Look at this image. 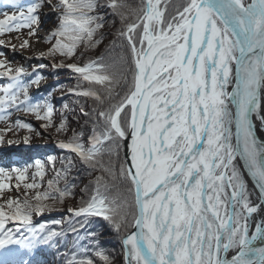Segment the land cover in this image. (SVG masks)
<instances>
[{
    "label": "snow or ice",
    "instance_id": "snow-or-ice-1",
    "mask_svg": "<svg viewBox=\"0 0 264 264\" xmlns=\"http://www.w3.org/2000/svg\"><path fill=\"white\" fill-rule=\"evenodd\" d=\"M45 4L59 16L47 55L73 60L102 43L98 0H32L26 9L13 0L11 14L0 12V34L29 28V35H35L32 25ZM106 6L122 24L117 35L127 51V72L119 70L124 57L53 65L78 74L80 83L72 92L94 104L91 113H84L92 123L88 146L81 131L59 147L102 173L89 200L68 211L102 218L121 234L124 264H264V144L257 142L252 120L255 114L264 127V0H182L171 12L168 0H141L132 11L134 19L124 12L125 0H106ZM26 46L28 40L21 45ZM26 72L16 67L0 73L11 81L0 90V120L6 119L7 109L23 108L47 121L44 127L65 133L67 120L55 125L51 104L28 103L29 85L17 79ZM42 79L37 76L32 83L38 86ZM15 123L31 130L29 123ZM122 147L127 152L121 160ZM114 155L118 164L112 162ZM237 156L259 190L257 201L234 163ZM35 167L32 182L23 184L35 203L26 195L23 201L9 198L0 205V264H34L26 257L36 245L60 235L45 224L34 226L33 215L73 195L67 182L70 168L57 171L46 181L47 190L40 191L44 164L36 161ZM12 172L17 181L28 179L27 168ZM106 176L123 181L131 200L110 196ZM5 178L12 176L0 168V197L12 187ZM9 222L19 223L13 230L6 227ZM20 228L30 238L17 236ZM86 252L79 258L73 253L69 264H95ZM95 254L112 264L102 250Z\"/></svg>",
    "mask_w": 264,
    "mask_h": 264
},
{
    "label": "trees",
    "instance_id": "trees-1",
    "mask_svg": "<svg viewBox=\"0 0 264 264\" xmlns=\"http://www.w3.org/2000/svg\"><path fill=\"white\" fill-rule=\"evenodd\" d=\"M125 2L128 5L135 6V9L139 8L141 5V0H125ZM168 2H169L168 11L171 12L177 5L182 3V0H168ZM53 3H56V0H53ZM45 6H47V4H45ZM57 16H58V13H57ZM57 16H56L57 18L56 28L58 27V24H59V16L58 17ZM98 16H102V15L98 14ZM128 16L131 19H134V16H132V14ZM104 28H106L105 24H104V27L102 28V32L100 30V32L98 33V37H102L104 33H106L107 35L106 38H110L111 34L114 35L113 31L106 32ZM115 43H118L117 45L118 47H120L121 55H119L118 57L125 58V60L118 62L120 66L119 70L127 72V63L125 62L127 60V51L123 47V41L119 37H117V40ZM48 50L49 49L46 50L44 56L37 55L38 57L28 58L27 60H29V62H27V60L21 61L22 63L18 62L17 65H15L14 63H8L2 69H3V72L5 71L6 68L15 69L16 67H23L27 70L26 73L20 74L17 77V79L22 84L29 85L28 103L51 104L52 109H53L52 121L57 122V126L60 124L62 119L66 118L67 131L65 133H58L56 131V128L54 129V127H52L51 129L52 131L53 130L54 131L51 132V137L52 139L59 140V141L67 140V139L72 138L73 133H74V132L72 133L69 132V130L72 131V128L76 129L81 122L83 124L85 122L84 114L82 112L78 114H76L75 112L73 113L74 114V123H73L74 126L71 125L72 123L69 124L68 118L66 115L67 113H70L71 109H73L72 102L68 101V99L69 98L73 99V98L78 97L72 92V90L77 88L76 85L79 84L80 81L78 80V74L73 73L70 69L68 68L58 69V68H54L53 65L59 64L61 63V61H63L64 63L76 62L78 64H83L87 62L88 57L92 56L94 52L92 53V51L89 50L83 56H81L78 52L77 57L73 58V60H68L58 55L56 57L49 56L47 55ZM116 50H117V47L115 44V46L112 47V51L116 52ZM103 57L105 58V56ZM116 58H117V55H112L110 57H106V61L111 62ZM30 63L32 65H29ZM41 64H43L44 67L42 68L39 67V65ZM42 70H45V71L53 70V76H57V75L58 77L62 76V78H65L66 80H68V82L65 80H63L61 83L57 82L58 83L56 86L57 88H54V83H51L47 87L41 88L39 91L32 93V88L35 85L32 83V81L35 80L37 76L43 77L42 80L45 79V76H43L44 73H42ZM128 78L131 79L130 74ZM9 83H11L10 80L4 81V87H6L7 84ZM56 91H57V96L55 97L54 94H56L55 93ZM80 100L84 101L86 100V98L78 97L77 98L78 105L83 104ZM56 101H57V106H56ZM61 101L62 103L58 105V102H61ZM93 107H94V104L92 101L91 103H89V110L87 113H91ZM12 108L16 110L15 107H12ZM18 111L21 113H26V111H24L23 108H21ZM41 114H43V110ZM87 119H88L87 121L90 123L91 121L89 120V116H87ZM16 120H18V118L11 119V121L7 124V126H10L11 124L16 125L15 123ZM69 121H70V117H69ZM46 123L47 121H45V124ZM88 127L90 128V130H88V132L86 131L87 133H85L84 136L81 138L82 142L85 143L86 147L88 146V138L86 136H89L90 134H92V123ZM27 131H30V130L24 129L25 133ZM42 133L44 132H38V134L40 135H43ZM68 133H71V135ZM2 135L3 133L0 134V136ZM0 143H4V140L0 141ZM33 154L34 153H31V157H36L34 160H31V157L29 155L25 159L21 158L22 160H19L18 162H16L14 166H12L11 168L6 169L11 174L12 179L9 181L5 178L4 182L10 184L12 187L10 189H7L6 193L2 197H0V205L5 204V201L9 198L19 199L20 201H23L26 195L29 197V199L31 198L32 191L25 190L23 187V184L32 182L31 177L37 171V168L35 167L36 161H40L42 164H44L45 176H44L43 186L39 189L40 191L47 190L46 181L48 179L55 178L57 171H62L64 168H70V172L68 173V177H67V182L71 187L73 195L71 197L66 198L63 203H56L55 206L51 210L46 209L41 215H35V214L33 215V225L34 226L38 227L40 224H45L49 228H52L55 231L59 232L60 235L54 238L53 242H51L50 244H47V245L37 244L35 249H33L32 251V255L26 258L33 260L34 264H69V261L72 260L73 253H76L77 257L79 258V256L82 254V250L87 249V252L83 254H86L87 256L91 257L95 261V264H103V261L98 256H96L95 254L96 251L102 250L105 254L108 255V249H106L107 245L111 244L110 247H115L117 245H120L122 242L121 234L114 233V236L109 242H104L100 240V238L102 237V234L110 235L107 233V231L111 233L113 232V229L107 224V222L103 221L102 218H99V217L85 218L84 216H76L74 215V213L68 211L69 209H76V208L83 206V204H85L89 200L92 194V188L94 186L95 180L98 176H101L102 173L99 170L94 171L93 169L87 167L79 160V158L74 153H71L70 151L66 149H61L59 146H55L53 150H52V147L46 148L44 151L42 150V152L41 151L40 153L38 152L37 153L39 154L38 156L37 154H34V155ZM123 158H124V155H123V147H122L120 150V159L122 160ZM104 159H105V163H107L108 157L105 156ZM69 161H71V163H69ZM112 162L113 164L119 163V160H117L115 155L112 157ZM14 168H21V169L27 168V172L25 173V175L28 177V179L23 182L17 181L15 179L16 173L12 172V169ZM90 171H93L92 175H90ZM89 175L91 176L90 178L92 179L86 181V177H88ZM105 179L111 189L110 192L108 193L110 196H112V193L114 194L116 193L117 188L123 187L122 189H124V192L119 197H123L125 199L131 200V196L126 191L127 186L123 181L119 179L111 180L107 176L105 177ZM11 181L14 182V184H12ZM37 181L39 182L38 177H37ZM84 181H86V183ZM110 181H112L113 183ZM17 183H20L21 185L20 188L18 189L15 188V185ZM64 183L65 181L61 180L60 186L63 187ZM116 195L118 196L117 193L115 194V196ZM30 202L35 203V201H32L31 199H30ZM47 203H51V202L49 201ZM56 220L61 221V223L54 224L53 221H56ZM18 223L19 222H9L6 225V227L12 228L13 230H15ZM73 229H76V230L74 231ZM89 233H95V236L92 237L89 235ZM17 236L30 238V233H28L24 228H20V231L17 233ZM120 249L121 248L119 246V250Z\"/></svg>",
    "mask_w": 264,
    "mask_h": 264
},
{
    "label": "rangeland",
    "instance_id": "rangeland-1",
    "mask_svg": "<svg viewBox=\"0 0 264 264\" xmlns=\"http://www.w3.org/2000/svg\"><path fill=\"white\" fill-rule=\"evenodd\" d=\"M22 1L23 0H14V2H16L18 5L25 8L24 7L25 3ZM12 2H13V0H0V12L8 11L9 14H11V11H13V9L10 7V4ZM98 4L100 6L97 7L95 14L96 15H98V14L102 15L101 17H103V22L106 26V28H104V30H106V32L113 31L114 35L111 34L110 38H106L107 35H106V33H104V35L102 36V43L99 44L95 49L91 50L92 53L93 52L94 53L92 56L88 57V60L97 59L100 56H105L104 60H105V62H107L106 57H110L112 55H117V57H118L119 55H121L120 54V47H118V45H117L118 43H115V42H116L117 37H118L117 32L122 27V24L120 22V18L118 16L114 15L113 12L110 10V8L106 6V0H98ZM134 9H135V6L128 5V8L124 9V12L126 15H131L132 14L131 11H133ZM39 11H40L39 12V21L36 24L32 25V28L35 29V35H32V36L29 35V32L31 30L29 28H21L19 31L13 30L11 32H5V33L0 34V40L4 41L3 44H0V60H3L5 62V64L14 63L15 65H17L18 62L22 63L21 61H26L28 58L38 57L37 55L42 56L41 54L42 53L45 54L46 50L49 49L52 46V44L55 43V39L52 38L51 33L56 28V24H57L56 23V21H57L56 16H57L58 10H54L53 8H51L47 5V6H43V8H41V9H39ZM2 18L3 17L0 16V19H2ZM101 32H102V29H101ZM25 40H28V46L21 47V45L23 44V42ZM119 42H121V41H119ZM115 44H116L117 50H116V52H113L112 47L115 46ZM80 51H83V49ZM88 60H87V62H88ZM27 62H29V60H27ZM83 62H84V60H83ZM29 65H32V64L30 63ZM42 73H44V75L43 74L42 75L45 76V79L41 80L38 86L36 84L33 86L32 93L39 91L41 88L47 87L51 83H54V88H57L56 87L58 84L57 82L61 83L63 80L68 82V80H66L65 78H62V76L61 77H58V75L53 76V70H46V71L42 70ZM1 84H2V82L0 80V86H1ZM55 93L56 94H54V96L56 97L57 91ZM77 98L78 97L73 98V99L72 98L68 99V101L72 102L73 109H71L70 113H67L66 115H67L69 124L72 123L71 124L72 126H74L73 125V123H74V114L73 113L74 112L76 114L81 113V112L83 114L87 113L89 110V103L92 102V100H90V99H86L84 101L80 100L83 104L78 105L77 104ZM60 103H62V101L58 102V105ZM56 106H57V101H56ZM69 117H70V121H69ZM82 117H83V115H82ZM14 118H16V119L18 118V119H21L20 121L24 120L23 122L29 123L32 126L31 130L27 131L25 133L24 128H20L17 125L11 124L10 126H7V124L11 121V119H14ZM87 120H88L87 115H84V121H85L84 124L81 122L76 129L72 128V131L69 130V132L79 133V132L83 131L84 134L87 133L88 130H90V128L88 126L91 125V122L89 123ZM53 123L55 125H57V122L54 121ZM44 125H45V121L37 119L35 117V114L30 113V112L21 113L16 109L15 111L10 112L7 115L6 119L0 120V134L3 133V135H4V136L2 135L3 140H4L3 145H8V141H12L15 144H22V146H29V145L33 146L34 147L33 149L28 150L30 157H31V153L37 154L38 152L40 153V151L42 152V150L44 151L46 148L52 147V150H53V148L55 147L54 144H58L57 142H59V140L52 139L51 132H53L54 130L52 131V129H51L52 127H44ZM54 129H55V127H54ZM25 130H27V129H25ZM38 132H44V133H42L43 135H40V134H38ZM71 133H68V134L71 135ZM89 136H86V137L88 138ZM25 137L29 138L27 143L24 142ZM43 143L50 144V145L44 146ZM1 151H2L1 152L2 155H0V157L3 158V160H4L5 156H8V157L10 156V155L4 156V154L5 153L9 154V152L12 153L14 150L12 149L11 151L8 152V151H5L2 149ZM13 153H15V152H13ZM29 154H28V156H29ZM49 154H51V153H49ZM38 155L39 154H37V156ZM123 155H125V147H123ZM18 156L19 155H15V157L19 158ZM1 158H0V168H3L5 166H3L4 164H1L2 163ZM35 158L36 157H31V160H34ZM4 169H6V168H4ZM94 171H96V170H94ZM92 172L93 171H90V175H92ZM90 175L88 177H86V181L92 179V178H90L91 177ZM86 181H84V182L86 183ZM110 182H112V181H110ZM12 184H14V182H12ZM112 185H114V184H112ZM122 188H117L116 193L118 194V196H120L124 192V189H122ZM6 191H7V189L4 191L3 195L6 193ZM115 194L112 193V196H115ZM107 233L110 235H103L102 234V237L100 238V240H102L104 242H109L112 239V237L114 236V233H117V232H115V230H113L112 233L109 231H107ZM110 246H111V244L107 245L106 249H108V256L112 260V264H124V250H123L122 242L120 245H117L115 247H110ZM119 246L121 248L120 250H119ZM103 264H104V262H103Z\"/></svg>",
    "mask_w": 264,
    "mask_h": 264
},
{
    "label": "bare ground",
    "instance_id": "bare-ground-1",
    "mask_svg": "<svg viewBox=\"0 0 264 264\" xmlns=\"http://www.w3.org/2000/svg\"><path fill=\"white\" fill-rule=\"evenodd\" d=\"M233 88H234V84L233 85H229L227 90L229 92H232ZM260 95H261L260 115L264 116V89L261 90ZM229 107L233 111H235V106H234V104L231 101H229ZM252 120H253V131H254L255 137L257 139V142L264 144V127L261 126V121H260V119L257 118V116L255 114L253 115ZM232 130H233V141H235V125L232 126ZM22 152L29 153L28 150L27 151L22 150L21 153ZM126 152H127V148L125 147V153ZM17 160H22V159L19 157ZM14 162H16V160H14V159L6 161V163H14ZM234 163L236 164V167H237L238 171L241 173L243 179L245 180V183L247 185L248 191L252 194V199L254 201H257V197L259 195V191L255 187L254 180L252 179V177L247 172V168L245 166L244 160L240 156H237V159H236V161ZM259 218L260 217L257 216L256 220H259ZM253 223H254L253 221H250V225L253 224ZM252 230H254V227L252 228ZM259 245H260V242L258 241L257 242V246H259ZM230 255H231V253H229V258H230Z\"/></svg>",
    "mask_w": 264,
    "mask_h": 264
},
{
    "label": "water",
    "instance_id": "water-1",
    "mask_svg": "<svg viewBox=\"0 0 264 264\" xmlns=\"http://www.w3.org/2000/svg\"><path fill=\"white\" fill-rule=\"evenodd\" d=\"M259 191V190H258Z\"/></svg>",
    "mask_w": 264,
    "mask_h": 264
}]
</instances>
